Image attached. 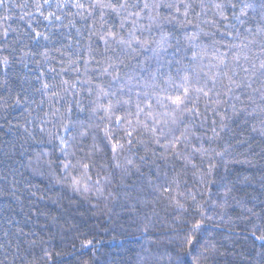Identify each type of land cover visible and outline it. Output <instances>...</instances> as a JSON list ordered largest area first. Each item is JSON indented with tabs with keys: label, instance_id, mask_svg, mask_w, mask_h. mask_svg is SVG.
<instances>
[{
	"label": "snow or ice",
	"instance_id": "6c2138e0",
	"mask_svg": "<svg viewBox=\"0 0 264 264\" xmlns=\"http://www.w3.org/2000/svg\"><path fill=\"white\" fill-rule=\"evenodd\" d=\"M9 5L21 10L19 20L29 21L28 43L9 50L7 38L17 29L9 24L0 30L5 77L0 105H35L25 120L36 125L29 135L38 129L52 151L29 161L33 171L43 175L47 169L49 183L63 194L83 200L95 195L98 202L112 205L122 198L121 186L125 200L137 199L132 193L144 187L133 177L146 178L152 193L176 214L162 231L181 236L185 257L198 256L194 264L222 256H239L234 264H264V200L251 197L248 207V201L231 195L233 185L212 203L210 188L207 194L202 190L216 183L207 179L219 167L216 158L236 153L244 159L234 157L233 163L252 166L253 140H264V0H0L8 13L0 22L13 19ZM36 15L47 31L30 22ZM17 51L22 55L14 60ZM14 64L24 73L17 77L18 91L7 79ZM238 122L251 135L222 146L219 142ZM169 169L175 177L171 181ZM7 181V174H0V196L14 195ZM238 182L251 185L253 178ZM259 184L264 190V175ZM229 198L244 208L241 231L245 240L251 237V251L237 253L210 241L198 252L209 226L221 227L214 216L224 219ZM37 199L58 203L47 193ZM33 212L45 214L39 208ZM153 214L160 220L154 209ZM176 224L183 225L181 233ZM148 230L144 225L143 231ZM23 234L22 229L17 233ZM3 235L11 234L5 230ZM173 242L154 248L150 243L137 264H186ZM45 243L32 240L25 259L19 244L0 242V264H16L17 259L58 264L62 253ZM81 247L95 252L91 239Z\"/></svg>",
	"mask_w": 264,
	"mask_h": 264
},
{
	"label": "trees",
	"instance_id": "16d2710c",
	"mask_svg": "<svg viewBox=\"0 0 264 264\" xmlns=\"http://www.w3.org/2000/svg\"><path fill=\"white\" fill-rule=\"evenodd\" d=\"M9 8L13 19L8 22H0V30L9 24L12 28L17 29L16 33H11L7 38L8 47L9 50L13 47L20 49L25 43H28L24 33L28 30L29 21L18 19L21 14L19 8L11 7V5ZM6 14L8 13L0 8V16ZM30 22L34 26H38L40 31H47L38 15ZM21 38L22 42H20ZM4 54L9 53L6 51ZM21 55L22 53L17 51L12 59H18ZM28 62L34 67L30 60ZM23 74V69L19 64H14L7 70V79L16 91L20 88V81L17 77ZM4 78L3 73L0 72V81ZM3 91L0 89V92ZM30 107L34 108L35 105L25 102L21 106L11 109H5L0 105V126H2L0 127V174H7V185L10 191L14 192V195L0 196V242L11 239L13 246L19 244L21 256L25 259L30 258L25 256V251L29 249L31 241L36 240L39 244L42 238L46 241L44 247H50L54 251L62 253V256L58 258V264H84V262L87 264H137L143 250L150 243L154 248L157 245H167L171 239L174 241L171 247L175 253L179 254V258L185 259L186 264L188 262L194 264L198 256L185 257L188 249L181 246V236L162 231V229L171 226V221L176 214L172 207H167V201L157 198L152 193L146 178L136 180L133 177L136 185L144 187L142 193H132L137 199L125 200L123 196L126 190L121 186L122 198L119 203L112 205L107 204L103 199L98 202L95 195L91 196L89 200H83L73 197L71 192L63 194L58 187L49 183L47 169L42 170L43 175L33 171L29 161H34V157L40 152H51L52 145L47 143L48 137L41 135L38 129L32 136L29 135V132L36 128L34 123L25 124ZM33 116H35V112H33ZM25 128L28 131H25ZM232 128L233 131L225 134L224 140L219 142L224 147L228 142L234 143L241 134L245 137L251 135L250 129L243 123L232 124ZM38 140H43L44 143H37ZM253 148L256 155L249 157L253 160L252 166L233 163L234 157L244 159L242 156H237L236 153L226 156L224 160L216 158L219 167L211 176L207 177L208 180H215L216 183L202 185V190L206 194L210 188L212 203L221 201L228 187L233 185L235 187L231 195L248 201V207L252 206L251 197L264 200V190L260 188L259 184L260 177L264 175V159L260 158L261 154H264V140L256 137L253 140ZM5 152L11 156V159L4 155ZM244 176L253 178V183L251 185L239 183V179ZM174 178V174L169 169L168 180L171 181ZM152 179L155 181V177ZM32 192H36L37 197L42 193H47L53 199H58V203L54 204L49 199L38 200L37 197L31 195ZM173 195H177V193H173ZM36 208L45 214H34L33 210ZM153 209L159 213L160 220H164L167 216V222L162 224L160 220H157ZM226 211L227 214L223 220L218 215L214 216V223L220 224L221 227L212 228L209 226L198 252H202L203 245L210 241L215 242L218 246L223 244L227 248H235L237 253L251 251L252 239L248 237L245 240L243 238L245 234L241 231L244 224L240 217L244 214V208L229 198ZM53 217L55 219H52ZM146 224L149 230L145 233L143 228ZM225 226L234 228L235 233H229ZM175 227L177 233L183 231V225L176 224ZM21 229L24 234L17 235ZM5 230L11 234L7 238L3 235ZM89 239L93 240L95 252L90 248L81 247L82 242ZM223 250L221 248V251ZM35 251L38 252L39 248H36ZM235 261H239V256H222L215 260H209L208 264H234ZM16 264H22L21 260L17 259Z\"/></svg>",
	"mask_w": 264,
	"mask_h": 264
}]
</instances>
